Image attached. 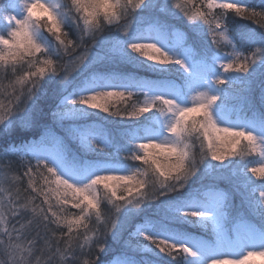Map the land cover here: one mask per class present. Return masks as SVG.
I'll return each instance as SVG.
<instances>
[{"label":"snow or ice","instance_id":"snow-or-ice-1","mask_svg":"<svg viewBox=\"0 0 264 264\" xmlns=\"http://www.w3.org/2000/svg\"><path fill=\"white\" fill-rule=\"evenodd\" d=\"M264 264V0H0V264Z\"/></svg>","mask_w":264,"mask_h":264},{"label":"trees","instance_id":"trees-1","mask_svg":"<svg viewBox=\"0 0 264 264\" xmlns=\"http://www.w3.org/2000/svg\"><path fill=\"white\" fill-rule=\"evenodd\" d=\"M253 2L258 4L260 2V0H253ZM253 264H260V261H258V260L254 261Z\"/></svg>","mask_w":264,"mask_h":264}]
</instances>
